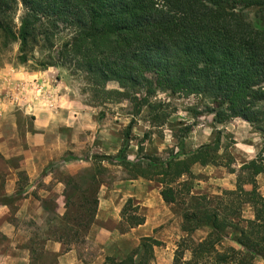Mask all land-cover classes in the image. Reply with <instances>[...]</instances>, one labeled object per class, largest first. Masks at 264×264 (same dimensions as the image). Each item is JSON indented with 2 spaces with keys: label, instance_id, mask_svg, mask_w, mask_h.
Here are the masks:
<instances>
[{
  "label": "trees",
  "instance_id": "16d2710c",
  "mask_svg": "<svg viewBox=\"0 0 264 264\" xmlns=\"http://www.w3.org/2000/svg\"><path fill=\"white\" fill-rule=\"evenodd\" d=\"M20 7L23 12L16 22ZM246 7L257 8L261 27L247 21L242 11ZM0 41L1 49L19 45L20 64L28 63L39 49L44 52L40 68L64 67L82 75L94 106L127 100L136 109L134 116L146 108L152 126L162 127L169 120L166 103L153 100L158 91H169L202 96L214 121L239 117L264 132V0H0ZM110 82L118 86L109 88ZM192 128L185 124L178 138L183 140ZM127 146L128 141L118 155L102 158L115 159L113 163L122 166L130 179L159 182L167 203H178L183 195L193 200L183 212L182 229L189 245L178 247L174 264H183L185 249L193 253L186 264L264 261V196L256 181V175L264 173L263 152L242 165L247 176H239L236 188L224 190L212 206L206 195L192 194L189 177L196 164L218 163L220 140L189 153L177 151L146 161L128 159ZM99 184L94 173L88 185L95 186L94 208L84 223L86 233L95 220ZM244 204L254 208V218H242ZM121 217L124 231L146 221L132 197ZM204 226L210 229L207 236L193 239L192 234ZM229 230L237 233L231 240L238 247L224 245ZM161 244L153 236L143 237L124 258L110 255L102 264H153L155 246Z\"/></svg>",
  "mask_w": 264,
  "mask_h": 264
},
{
  "label": "rangeland",
  "instance_id": "374dc122",
  "mask_svg": "<svg viewBox=\"0 0 264 264\" xmlns=\"http://www.w3.org/2000/svg\"><path fill=\"white\" fill-rule=\"evenodd\" d=\"M242 11L247 21L257 27L262 26L256 7L242 8ZM22 12L23 9L20 7L16 14V22ZM18 48V44H12L7 49H1L0 41V87L3 82L7 85L5 91H0V96L4 103L10 100L15 101L17 108L14 111L18 125L16 137L0 136V146L5 145L4 148H10L8 151L11 150V152H15L19 146L25 151L8 158L0 148L2 177L0 202L6 198L11 199V202L6 204L7 207H0V227L5 226L9 232L7 236L0 230V251L24 252L27 249L31 264H57L55 255L46 250L47 240L62 241V250L68 249L72 242H81L86 248L88 263L95 264L100 249L87 244L84 226L87 215L91 213L90 208H94L91 199L95 186L88 185L92 175L97 173V179L100 181L97 196L100 198L107 197V193L117 183L135 180L129 178V173L122 166L113 163L117 162L115 159L110 161L102 158L103 155H118L127 141L125 153L128 159L146 161L148 157L166 158L177 151L189 153L201 145L220 140L218 163L205 166L196 164L192 168V176L189 177L193 183L192 194L206 195L212 206L218 204L219 199L224 196V190L236 188L239 176L242 178L247 176V172L241 169L242 165L257 158L260 153H264V132L239 117L223 123L214 121V115L205 110L208 100L203 99L202 96H185L171 94L169 91H158L153 100L164 101L170 117L167 124L157 127L150 123L146 108L134 116L136 109L127 100L111 102L105 106H94L90 101V94L85 90L86 81L83 76L72 74L64 67H56V69L53 66L55 69L53 73L58 78L54 77L51 81L48 74L41 78L37 77L34 81H28L30 84L25 80H21L22 82L10 80V72L13 69L15 71L25 69L29 72L42 69L38 66V60L43 57V51L36 50L28 63L20 64L17 60ZM117 86V82L108 83L109 88ZM23 100L38 108L36 111L39 110V113L38 111L26 112ZM43 114L46 117L49 116L51 121H59L61 124L52 127L50 132L45 130V127L42 128L43 126L37 129L35 124ZM132 121V129L127 138V127ZM185 124H192L193 128L183 140H180L178 138L181 134L180 129ZM45 131L49 132L47 142L50 139L60 155L58 157L54 155L55 158L50 165L36 178L32 179L25 170H19L17 193L10 197H2L5 176L20 168L26 156L31 155V146L26 138L27 133L37 135L36 133ZM151 181L161 189L159 182ZM256 181L259 192L264 196V173L256 175ZM244 186L246 189L252 187L250 184ZM87 196L90 197L89 200ZM134 201L138 203L137 200L134 199ZM192 201L190 197L183 195L178 203H169L174 213L173 220H182L180 224L182 233L175 232L169 242L160 240L162 244L155 246L157 254L155 250L153 264H159L158 256L163 254L162 252L167 254L161 264H174L178 247L181 246L183 249L189 245L187 233L183 231L182 224L183 212ZM83 213L86 217H82ZM241 214L243 219H252L254 208L250 204H244ZM118 228L124 231L123 221ZM76 231H79V234H76ZM209 231V227L204 226L195 231L192 237L197 241L202 240ZM236 234L235 231L229 230L226 233L224 245L238 247L231 240ZM9 237L18 239L20 242L16 243L15 240L13 245H9ZM22 241H25L24 244H21ZM118 244L120 245L112 254L118 258H124L133 250L126 251L128 245L122 241ZM163 245L169 246L165 250L163 247L162 250ZM192 259V251L185 249L182 263L186 264L185 261ZM263 262L261 258L256 261L257 264H263Z\"/></svg>",
  "mask_w": 264,
  "mask_h": 264
},
{
  "label": "crops",
  "instance_id": "0c3cea01",
  "mask_svg": "<svg viewBox=\"0 0 264 264\" xmlns=\"http://www.w3.org/2000/svg\"><path fill=\"white\" fill-rule=\"evenodd\" d=\"M54 70L53 67L43 70H34L33 72L26 71L25 69H19L18 71L13 69V71L10 72V80H25L28 82L30 80L34 81L35 78H41L48 74L51 81L54 77L58 78V76L54 75ZM36 83H38V81H36ZM28 84L30 83L28 82ZM6 86L7 85L3 82L0 91H5ZM43 88L44 87H42V89ZM13 92H15V90H13ZM6 102L7 103H4L0 96V136L10 135L14 138L18 133L17 118L14 111L17 107L14 103L15 101L10 100ZM23 102L25 103L24 108L26 109V112H35L36 109H38L33 107V104H29L26 100H23ZM37 111L39 113V110ZM48 117L43 114L42 118H38L35 124L36 128L39 129L43 126L42 128L45 127V130L50 132L52 127L61 124L59 121H51ZM49 132L45 131L43 133H36L37 135H34L31 132L27 133L26 138L31 146V155L30 157L26 156V159L22 162L20 168L5 176L4 193L2 194V197H10L17 193L18 189L16 186L19 180L17 172L19 170H25L32 179L36 178L42 170L50 165L55 158L54 155L57 157L60 155L58 149H55L51 144V140L49 139L48 142L46 140ZM40 138H42V140ZM6 141L8 142V140ZM4 146L5 145H2L0 148L2 149V153L8 158L25 153V151L21 150L19 146H17L15 152H11V150L8 151L10 148L5 149ZM1 180L2 177L0 171V181ZM107 195V197L102 196L99 198L95 220L86 234L87 244L97 246L100 249V254L96 257L95 264H102L107 256L112 255L114 249L120 245L118 242L120 243L122 241V243L127 244L126 251H129L138 247L143 237L153 236L163 242H169L175 232L178 231V233H182L180 230L182 220H173L174 213L172 211V205L163 199L161 189L156 187L153 181L146 179L121 181L120 183H117ZM130 197L138 201L140 211L146 217V221L143 224L130 228L129 230L121 231L118 228L122 221L121 211L127 199ZM0 204V207H7L6 204ZM0 230H2L5 235L9 236V232L6 230L5 226L2 228L0 227ZM27 239L29 241V238ZM15 240L16 243L20 242L18 239L9 237V245H13ZM24 242L25 241H22L21 244H24ZM45 246L50 254L55 255L57 264H89L85 254L86 248L83 247L81 242H72L68 249L62 250V241L50 239L47 240ZM168 246L163 245L162 250L163 247H165V250ZM156 248L157 247H155L157 254ZM162 253L163 254L158 256L159 264H161V261H164L167 254L166 252ZM0 264H31L29 250L26 249L24 252L20 250L10 252L1 250Z\"/></svg>",
  "mask_w": 264,
  "mask_h": 264
}]
</instances>
